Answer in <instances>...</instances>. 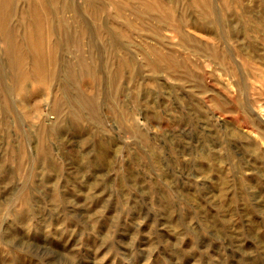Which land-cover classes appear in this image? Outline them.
Returning <instances> with one entry per match:
<instances>
[{
  "label": "rangeland",
  "instance_id": "rangeland-1",
  "mask_svg": "<svg viewBox=\"0 0 264 264\" xmlns=\"http://www.w3.org/2000/svg\"><path fill=\"white\" fill-rule=\"evenodd\" d=\"M98 1L112 4L96 21ZM109 1L72 0L86 28L53 5L78 42L58 48L46 86L5 92L0 77V264H264V0H213L226 39L193 23L189 0L169 22ZM173 45L193 79L144 65ZM0 60L10 73L1 37Z\"/></svg>",
  "mask_w": 264,
  "mask_h": 264
},
{
  "label": "bare ground",
  "instance_id": "bare-ground-1",
  "mask_svg": "<svg viewBox=\"0 0 264 264\" xmlns=\"http://www.w3.org/2000/svg\"><path fill=\"white\" fill-rule=\"evenodd\" d=\"M29 6L28 11H23L20 16L16 15L17 11V3L18 0H0V37L2 38L4 42V51L6 53V63L9 66V72L5 71V66L0 60V77L4 80H10V83H7L4 85L3 90L5 92H10L11 90L23 88V86L26 84V82L29 79H32L33 81L39 83L40 85H45L52 80L56 74H57V54H58V48H65L66 45L71 44L73 41H77V37L75 38L73 33H66V18L65 15L61 16L59 19H55L56 16L53 17L54 9H52L53 5L59 4V7L57 10L61 13L66 11H75L76 13V20L78 22L84 23L83 28H86V20L83 18V14L80 10V8L75 7L72 0H26ZM106 1V0H104ZM109 1V0H107ZM143 5L146 9L149 11H158V16L164 20V21H172L174 19V9L180 5V2L178 0H141ZM225 5L230 4V0H222ZM114 2V1H113ZM187 2V1H186ZM98 3V6L95 5ZM97 3H87L86 7L88 10L93 9V17L96 21L100 19L102 16L103 8H106L107 3L112 4V2H97ZM213 0H189L188 4L195 6L193 17V23L194 24H200L203 25L208 31L211 33L217 32V34H220V38L226 39V37L231 38L233 35L226 36L224 31H221L220 28L225 24L223 22V19L221 18V15L214 7L215 4H213ZM116 5L113 3V7L120 9V7L126 3L124 2H116ZM58 6V5H57ZM249 6V5H248ZM116 9V10H117ZM133 9V8H132ZM57 11V14L59 13ZM85 12V11H84ZM120 12V11H119ZM118 12V13H119ZM17 18V21L24 25L25 27V39L24 42L21 43L18 38V29L17 27H11L9 22L13 20V18ZM249 18V17H248ZM176 19V18H175ZM263 19V18H262ZM260 20V19H259ZM149 21V20H148ZM126 22V23H125ZM124 25L128 26L129 22L125 21ZM59 23L62 26H64V37H60L57 40H52L49 47H46L47 44V37L53 35L56 31V25ZM122 23V22H121ZM177 23V21H176ZM202 23V24H201ZM86 24V25H85ZM149 24V23H148ZM179 24V23H178ZM47 27H44V26ZM97 25V24H96ZM103 25V27L101 26ZM98 29L96 32L105 30L106 33H109L110 35H114L113 30L110 25H105V23H100L97 25ZM105 26V27H104ZM59 27V26H58ZM82 28V29H83ZM162 29L165 27L162 26ZM174 30H176L178 33L182 31L177 26H172ZM160 29V28H159ZM58 30V29H57ZM184 30V29H183ZM71 31V30H69ZM83 31V30H82ZM85 31V30H84ZM68 32V29H67ZM148 32V31H147ZM99 33V32H98ZM241 35L245 38L247 35V32L245 29H242L240 31ZM67 34V35H66ZM154 34V33H152ZM183 35V34H182ZM100 37V36H99ZM80 38V37H79ZM93 39V38H92ZM80 41V39H79ZM78 42V41H77ZM158 42V41H157ZM183 42H185V38L181 36V40L179 42V47L183 49ZM23 44L28 50H30L31 57H33V69L32 71H26L24 70V63H25V53L22 51ZM95 44V43H94ZM112 44V43H111ZM114 44V43H113ZM78 45V44H77ZM169 46V50L165 53H161V57L158 58H150L148 55L144 57V65L153 69V70H159V69H168L174 75V78L180 80L184 79H193L194 73L189 70L188 66L185 65L183 61H180L175 54L172 52V47ZM97 48V46H96ZM24 50V49H23ZM99 51V49L97 48ZM174 50V49H173ZM184 50V49H183ZM257 52V49L253 46H250L248 48V52ZM185 51V50H184ZM187 52H192V50H189ZM186 52V53H187ZM175 53V50H174ZM196 55H202L201 53L195 52ZM225 61V60H224ZM83 62V70L90 74H96L98 76V69L96 70V66L87 65ZM63 68L68 73L69 77H76V69L73 67V65L69 62H66V60L62 63ZM90 64V63H89ZM122 67V64L120 65ZM123 68V67H122ZM118 74V72H117ZM116 77H112L111 81H114ZM73 79V78H72ZM30 81V80H29ZM188 81V80H187ZM199 89L201 88V85H199ZM62 89L64 92H66V85L63 84ZM45 89H41L42 92ZM89 101V100H86ZM91 104L95 105V100H90ZM90 102L89 103L90 105ZM55 104H58L55 103ZM199 111V110H198ZM32 113V108L29 107L28 114Z\"/></svg>",
  "mask_w": 264,
  "mask_h": 264
}]
</instances>
